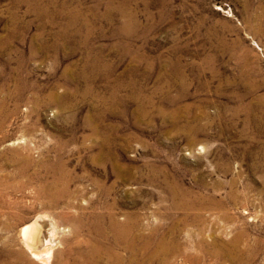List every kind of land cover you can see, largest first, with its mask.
Returning <instances> with one entry per match:
<instances>
[{"label":"rangeland","instance_id":"1","mask_svg":"<svg viewBox=\"0 0 264 264\" xmlns=\"http://www.w3.org/2000/svg\"><path fill=\"white\" fill-rule=\"evenodd\" d=\"M262 124L264 0H0V264H264Z\"/></svg>","mask_w":264,"mask_h":264},{"label":"bare ground","instance_id":"2","mask_svg":"<svg viewBox=\"0 0 264 264\" xmlns=\"http://www.w3.org/2000/svg\"><path fill=\"white\" fill-rule=\"evenodd\" d=\"M263 101V100H262ZM263 106V105H262ZM243 107V106H242ZM246 107V106H245ZM247 109V108H246ZM262 109H263V107H262ZM245 110V109H244ZM249 113V112H248ZM260 113V112H259ZM261 122V121H260ZM246 124V123H245ZM262 126V129L264 130V124H262L261 125ZM259 128H261V127H259ZM258 128V129H259ZM256 139V138H255ZM25 164H27V163H25ZM20 173H21V175H24V172L26 171V169H25V167L23 166V167H21L20 168ZM57 172H58V174H57ZM26 173V172H25ZM52 173V172H51ZM52 174H54L53 175V180L48 184V185H46L45 184V182H43V180H42V182H43V184H44V186L43 187H40L39 189H38V198L39 199H42V200H44V201H42L43 202V204H44V206H45V198H49V200L47 201L48 202V204L47 205H49L50 207H55V206H57L58 205V202H59V200H60V197H61V195H62V193H61V190H59L58 188V186L62 183V181L64 180V177L62 176V172L61 171H56V173L54 172V173H52ZM38 176V175H37ZM52 177V176H51ZM38 178H39V176H38ZM48 178V177H47ZM45 179V178H44ZM50 179H52V178H50ZM46 180V179H45ZM44 180V181H45ZM66 182V181H65ZM175 183V182H174ZM63 184H64V182H63ZM69 184V183H68ZM46 185V186H45ZM168 185V184H167ZM100 186V185H99ZM58 187V188H57ZM64 187V186H63ZM63 187H60V188H62V190H63ZM67 187V186H66ZM70 188V187H69ZM178 188L179 187H177V189L176 188H172L173 190H171V192H172V196L174 197L173 198V200H174V202H173V207H175L176 209L177 208H180L181 210L183 209V210H186L188 213H189V211H190V209H192L189 205V201H187V198H188V196H191L190 195V192H188V190L187 191H181V192H179L178 191ZM169 189V188H168ZM186 189V188H185ZM170 192V193H171ZM193 193V192H192ZM65 195V194H64ZM70 195V194H69ZM210 196V195H209ZM64 197V196H63ZM69 197H71V196H69ZM73 197V196H72ZM192 197H194V196H192ZM234 197V196H233ZM62 199V198H61ZM206 199V198H205ZM209 199V198H208ZM192 200V199H191ZM195 201V200H194ZM198 201V200H197ZM207 201V200H206ZM211 201V200H210ZM189 202V203H188ZM196 202V201H195ZM206 203V202H205ZM211 203V202H210ZM212 208L213 209H216V208H218V207H220L221 208V205H222V203L220 202V201H217V200H215V199H213L212 198ZM194 204V203H193ZM198 204V203H197ZM191 205H192V203H191ZM200 205V204H199ZM205 206V205H204ZM208 206V205H207ZM109 207V206H108ZM203 207V206H202ZM194 208H195V206H194ZM204 208V207H203ZM198 209H199V207H198ZM207 209V208H206ZM205 209V210H206ZM210 209V208H209ZM180 210V211H181ZM182 210V211H183ZM195 210V209H194ZM197 210V209H196ZM202 210V209H201ZM111 211V210H110ZM191 212V211H190ZM205 212V211H204ZM110 213V212H109ZM186 213V212H185ZM186 214L185 216V218L184 219H182V220H179V221H181V222H183V225H187L188 223H190V222H197V223H199L198 221H201V223H203L204 222V219L202 218V215H201V213L199 214V212H197V213H193L194 214V216L193 217H191V218H189V214ZM113 215V214H112ZM191 215V214H190ZM192 216V215H191ZM107 217V216H106ZM184 217V216H183ZM111 219V218H110ZM102 222V221H101ZM180 222V223H181ZM137 223V222H136ZM45 225V223L44 222H33L32 224H28V225H25L23 228H21L20 229V231H19V237H20V239H21V242H22V244H23V246L26 248V250L31 254V256L32 257H34V258H36V259H39V261L40 260H43V258H49L50 256H51V252L47 249H45L44 248V250L43 251H39L38 250V248H39V246L43 243V245L42 246H46V248L51 244V242H53L52 241V239H53V237H54V229L55 228H53V230H52V232H51V234H50V239L49 240H47L46 241V243H45V240H43V231H42V229H43V226ZM182 225V224H181ZM77 226V225H76ZM80 226V225H79ZM78 226V227H79ZM82 227H83V225H81ZM110 228H111V231H112V235H113V241L111 242L112 243V245L110 246V247H107V249L105 248V251H104V246H101L100 245V243H98L97 241H95L94 243L91 241L90 243L91 244H93V246H94V248H93V253L92 254H90V256H88V259H97L96 258V255L98 256L99 254H101V255H106V254H108V257H109V262H111V263H114V264H119V263H121V257L120 256H118L117 254H115V248H116V250H117V248L119 247V246H121V245H126V246H128V248H130V250H132V251H135V248H136V242L137 241H139L140 240V238H136L135 236H134V233H133V231H134V225L132 224V223H130V219H128V221L127 222H125V224H123V222H118V221H116L115 219H111L110 220V226H109ZM92 228V227H91ZM100 228V227H99ZM79 229H82V228H79ZM102 229V228H101ZM95 231V230H94ZM101 232V231H100ZM104 232H106L105 230L103 231V233ZM93 233V232H92ZM133 233V234H132ZM102 234V233H101ZM106 234V233H105ZM104 237H106V236H104ZM101 239V238H100ZM104 239V238H103ZM137 239H139V240H137ZM102 241V240H101ZM163 241V240H162ZM235 242H238V237L235 239ZM98 244L97 246H96V244ZM51 246V245H50ZM118 246V247H117ZM96 247H100L99 249L98 248H96ZM51 248V247H50ZM131 251V252H132ZM166 251V252H165ZM169 250H165L164 249V244H162L161 243V247H159V249H158V253H160V252H162L163 253V255H167V253H169L168 252ZM20 253V252H19ZM19 253H17L16 254V256H18L19 258L22 256L21 254H19ZM134 253V252H133ZM114 256L116 257V259L114 258ZM231 256V255H230ZM231 257H233V258H235V256H231ZM15 258V257H14ZM86 258V257H85ZM232 258V259H233ZM110 259H111V261H110ZM24 260V259H23ZM91 261H93V260H91ZM17 262V261H16ZM20 262H21V260H20ZM21 263H23V262H21ZM26 263V262H25Z\"/></svg>","mask_w":264,"mask_h":264}]
</instances>
